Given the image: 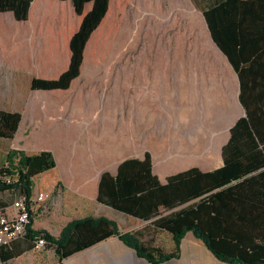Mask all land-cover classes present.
Instances as JSON below:
<instances>
[{"label":"crops","instance_id":"0c3cea01","mask_svg":"<svg viewBox=\"0 0 264 264\" xmlns=\"http://www.w3.org/2000/svg\"><path fill=\"white\" fill-rule=\"evenodd\" d=\"M90 8L87 3L84 13ZM82 17L72 0H33L26 20L16 19L12 11L0 12L1 35L6 42L0 54V70L6 71L0 78V109L22 114L14 138L1 140L10 141L7 149L54 153L56 167L38 174L56 172L43 191L60 182L63 192L97 200L104 172L116 174L123 160L144 159L147 151L152 156V171L162 183L192 167L206 172L224 165L223 146L230 139L231 127L247 115V109L241 99L240 75L218 46L226 61L222 67L208 64V75L203 78L194 73L190 117L183 112L170 117V97L185 93L183 74L180 89L173 90L167 83L154 84V79L162 81L168 74L151 62L88 64L89 41L80 74L68 88H31L34 78L55 79L69 67L70 41ZM261 43L256 60L247 62L260 68L259 81L264 80V41ZM253 119L262 126L264 136V115L253 114ZM25 135H33L36 145ZM128 216L144 225L150 222ZM162 233L166 238H158L157 244L172 247L171 235ZM135 254L136 263L152 264ZM158 264L232 263L218 259L202 239L188 231L181 241L180 256Z\"/></svg>","mask_w":264,"mask_h":264},{"label":"trees","instance_id":"16d2710c","mask_svg":"<svg viewBox=\"0 0 264 264\" xmlns=\"http://www.w3.org/2000/svg\"><path fill=\"white\" fill-rule=\"evenodd\" d=\"M32 1L0 0V12L12 11L16 19L26 20ZM192 1L204 14L212 40L241 78V99L247 115L231 127L230 139L222 150L224 165L206 172L192 167L170 175L162 183L152 171L149 151L144 159L127 158L119 164L116 174L106 171L101 175L97 200L124 214L150 220L147 225L121 232L117 220L104 214H87L69 219L54 235L45 228L35 229L32 214L22 237L30 241L44 238L62 259L110 235H118L139 256L158 264L179 257L181 241L186 232L192 231L222 261L264 264V136L262 126L253 119V114L264 115V80L256 79L259 67L247 64L256 60L264 41V0ZM72 3L83 17L70 41L69 67L55 79L34 78L32 89L70 86L80 74L86 45L106 16L110 0ZM87 3H91V8L84 13ZM21 118L19 111L0 109V139L14 138ZM56 164L51 150L29 153L22 148H9L0 164V191L18 195L13 201L25 197L30 205L34 177ZM188 202L183 208L163 214L164 210ZM6 207L5 204L0 209ZM160 232L171 235L172 247L157 244ZM147 234L150 238L144 240ZM14 242L0 245V261L21 254L23 249L16 248Z\"/></svg>","mask_w":264,"mask_h":264},{"label":"rangeland","instance_id":"374dc122","mask_svg":"<svg viewBox=\"0 0 264 264\" xmlns=\"http://www.w3.org/2000/svg\"><path fill=\"white\" fill-rule=\"evenodd\" d=\"M4 46L6 42L0 27V54ZM86 61L88 64L151 62L154 67L165 68L162 72L168 74L162 81L154 79V84L167 83L173 90L177 86L180 89L183 74L185 93L170 97V106H173L170 107V117L182 112L185 117H190L194 73H200L203 78L204 74L208 75V64L222 67L226 60L212 40L204 14L192 0H111L107 18L89 40ZM3 72L6 71L0 70V78ZM25 137L36 145L33 135ZM9 143V140L0 139V164ZM53 175L56 172L50 170L34 177L32 197L36 191L49 186ZM46 191L49 197L33 204L35 229L45 228L58 235L69 219L87 214H104L117 220L121 232L144 226L143 221L138 222L95 199H80L71 192H63L60 182H54ZM16 196L0 191V206H10ZM158 237L165 239L166 234L160 232ZM149 238L148 234L143 236L144 240ZM14 243L23 251L8 261H0V264H139L128 254L135 250L124 245L118 235H110L63 260L58 257L54 246L46 242L37 247L36 241L20 237ZM170 247L165 245V248Z\"/></svg>","mask_w":264,"mask_h":264},{"label":"built area","instance_id":"2783aa9c","mask_svg":"<svg viewBox=\"0 0 264 264\" xmlns=\"http://www.w3.org/2000/svg\"><path fill=\"white\" fill-rule=\"evenodd\" d=\"M47 197L49 192L36 191L35 196L31 197L30 205L27 204L25 197H18L10 206L0 209V245H9L25 234V227L33 214L34 202L44 201ZM44 244V238L36 240L37 247Z\"/></svg>","mask_w":264,"mask_h":264},{"label":"bare ground","instance_id":"6f19581e","mask_svg":"<svg viewBox=\"0 0 264 264\" xmlns=\"http://www.w3.org/2000/svg\"><path fill=\"white\" fill-rule=\"evenodd\" d=\"M136 252H133V251H130L128 254L131 256V257H133L134 259H136L137 257H136V254H135ZM137 260V259H136ZM142 264H144V261L142 262Z\"/></svg>","mask_w":264,"mask_h":264},{"label":"water","instance_id":"95a60500","mask_svg":"<svg viewBox=\"0 0 264 264\" xmlns=\"http://www.w3.org/2000/svg\"><path fill=\"white\" fill-rule=\"evenodd\" d=\"M138 255V254H137ZM139 256V255H138ZM139 257H141V256H139Z\"/></svg>","mask_w":264,"mask_h":264}]
</instances>
